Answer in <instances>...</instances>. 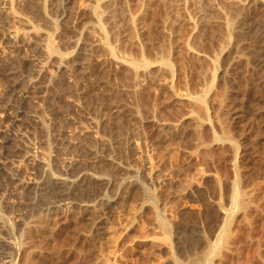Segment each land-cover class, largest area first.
<instances>
[{
	"label": "rangeland",
	"instance_id": "374dc122",
	"mask_svg": "<svg viewBox=\"0 0 264 264\" xmlns=\"http://www.w3.org/2000/svg\"><path fill=\"white\" fill-rule=\"evenodd\" d=\"M256 31L264 0H0V256L264 264ZM101 196L121 201L98 232L82 202Z\"/></svg>",
	"mask_w": 264,
	"mask_h": 264
},
{
	"label": "bare ground",
	"instance_id": "6f19581e",
	"mask_svg": "<svg viewBox=\"0 0 264 264\" xmlns=\"http://www.w3.org/2000/svg\"><path fill=\"white\" fill-rule=\"evenodd\" d=\"M30 3H31V1H30ZM32 5H33V4H32ZM84 6H85V5H84ZM86 6H87V4H86ZM87 8H88V7H87ZM89 8H90V7H89ZM35 11H36V10H35ZM31 12H32V11H31ZM26 14H27V13H24V17L22 16L23 19H24V21H23V19H22V20L20 19V18H22V17H20L21 15L19 16V17H20L19 19L21 20V22L23 21V24H25V21H26V22L28 21V18H29V19L31 18V17H29V16H26V17H25ZM28 14H30V13H28ZM33 14H34V13H33ZM39 16H40V15H39ZM27 17H28V18H27ZM32 17H33V15H32ZM40 17H41V16H40ZM255 17H256V16H255ZM31 19H32V18H31ZM33 19H34V17H33ZM33 19H32V21L35 20V19H34V20H33ZM38 19H39V18H38ZM29 21H31V20H29ZM29 21H28V22H29ZM31 23H33V22H31ZM34 23H35V21H34ZM27 25L29 26V24H26V26H27ZM257 28H258V27H257ZM259 28H261V27H259ZM259 31H261V29H259ZM257 33H258V32L256 31V34H257ZM2 34H3V33H2ZM259 34H261V35L258 36V37H261V36H262L263 44L261 43V47H258V46H257V47L255 48L254 51H256V54H255L256 57L254 56V57H255V58H254V59H255L254 62H255V61L258 62V63L255 62V65H256V63H257V66H258L259 68H260V67L263 68V69H262V72H263V70H264V46H262V45H264V33H263V32H261V33L259 32ZM259 34H257V35H259ZM262 34H263V35H262ZM257 35H256V37H257ZM258 37H257V38H258ZM8 39H9V38H8ZM258 39H259V38H258ZM260 39H261V38H260ZM260 39H259V41H260ZM3 40H5V39H3ZM257 41H258V40H257ZM6 43H7V42H6ZM259 43H260V42H259ZM256 45H258V43H257ZM259 45H260V44H259ZM258 48H260V49H258ZM256 49H257V50H256ZM253 53H254V52H253ZM6 56H7V55H6ZM6 56H5V57H6ZM3 57H4V56H3ZM5 57H4V60H5L4 62L7 61V57H6V58H5ZM1 58H2V57H1ZM256 58H257V59H256ZM1 62H2V61H1ZM6 64H7V63H6ZM2 65H4V64H2ZM0 67H1V65H0ZM258 67H257V68H258ZM6 68H7V67H6ZM258 70H259V69H258ZM260 71H261V70H260ZM184 119H186V117H184L183 120H184ZM186 120H187V119H186ZM181 121H182V120H181ZM181 121H180V123H182ZM184 122H185V120H184ZM184 122H183V123H184ZM180 125H181V124H180ZM177 127L179 128V126H177ZM177 127H176V128H177ZM176 128H174V129H176ZM179 130H180V129H179ZM181 130H182V129H181ZM174 131H175V130H174ZM177 131H178V130H177ZM177 131H176V133H179V132H180V131H178V132H177ZM182 132H184V131H181V133H182ZM173 133H175V132H173ZM181 135H182V134H181ZM183 135H184V133H183ZM173 136H174V135H173ZM176 136H177V135H176ZM181 137H182V136H181ZM179 138H180V136H179ZM255 163H256V162H255ZM260 167H261V166H260ZM260 167H258V168L260 169ZM263 168H264V167H263ZM254 170H255V168H254ZM256 170H258V169H256ZM256 170H255V171H256ZM157 171H158V170H157ZM157 171L154 170L153 173L144 175V176H145L144 179H145L147 182H149V184H151V185L154 186V187H155V185H157V183L160 182V174H159V172H157ZM249 171H250V170H249ZM258 171H259V170H258ZM258 171H257V174H256V175H254L253 173H252V174H253L254 176H257V175L259 174ZM262 171H263V170H262ZM252 172H253V170H252ZM263 172H264V171H263ZM255 173H256V172H255ZM244 174H245V173H244ZM249 174H250V173H249ZM252 174H251V176H252ZM260 174H261V172H260ZM260 174H259V175H260ZM246 176H247V174H246ZM248 176H249V175H248ZM248 176H247V177H248ZM251 176H250V177H251ZM254 176H252V178H254ZM257 177H258V176H257ZM257 177H256L255 179H257ZM131 180H133V179H131ZM131 180H129V181H130L129 185H127V186L125 185V187L123 186V189H124V190L122 189L123 191H121L122 194H121L120 196H123V195H127V196L129 195V196H130V194L134 191V189H136V187H137V185H138L139 182H138V181H135V180H134V181H131ZM250 180H251V181H250ZM252 180H253V179L249 178V181H248V182H250V184H252ZM257 180H258V179H257ZM257 180H256V181H257ZM246 181H247V179H246ZM257 182H258V181H257ZM260 182H262V181L260 180ZM243 183H244V181H243ZM254 183H255V181H254ZM245 184H246V183H245ZM247 185H248V184H246V186H247ZM258 185H259V184H258ZM258 185H257V186H258ZM158 186H159V184H158ZM246 186H245V187H246ZM248 186H249V185H248ZM252 186H253V185H252ZM241 187H244V185L241 186ZM155 188H156V187H155ZM257 188H258V187H257ZM242 189H243V188H242ZM135 191H136V190H135ZM240 191H244V190H240ZM245 191H246V188H245ZM263 191H264V190H263ZM260 192H261V191H260ZM134 193H135V192H134ZM241 193H242V192H241ZM241 193H240V194H241ZM243 194H245V193L243 192ZM256 194H257V193H256ZM98 195H99V194H98ZM237 195H238V194H237ZM257 195H259V194H257ZM257 195H256V197H257ZM120 196H119V197H120ZM131 196H132V195H131ZM131 196H130V198H131ZM119 197H118V196H117V197L115 196L114 198L106 199L105 197H102V196H101L98 200L95 198V201L93 200L92 202H91L89 199L86 200L87 202H85V201L82 202V203H83V204L81 203V204H82V209H83V213L85 214V215L82 214V216H87L88 219L91 218V219L93 220L92 222H93V225H94V229H97V231L100 232L101 230H103L104 226H106V223H107L106 216H107V214H108V213H112L113 211H114V212L117 211V209L114 210V208L117 207V206H115V204H116V202L118 201V198H119ZM132 197H133V196H132ZM238 197H239V196H238ZM241 197H242V195H241ZM241 197H239V198H241ZM251 197H254V196L252 195ZM261 197H262V196H261ZM263 197H264V196H263ZM120 198H121V197H120ZM122 198H123V197H122ZM126 198H127V197H126ZM93 199H94V198H93ZM128 199H129V198H128ZM123 200H124V198H123ZM131 200H132V199H131ZM253 200L256 201L255 198H253ZM263 200H264V199H263ZM88 201H90V202H88ZM120 201H121V200H120ZM120 201H118V202H120ZM240 201H241V200H240ZM254 201H253V202H254ZM125 202H126L125 200H124V202H122V203H124V206H128V205H125ZM241 202H242V204L244 203L243 205L240 204V207L244 208V209H242V208H241V209H242L243 211L245 210L246 212L248 211V213H251V212L254 213V212L251 210V208H250L251 206H252V207H256V208L259 207V208H261V210L263 209L262 211H264V205H262L261 207H260L259 205H258V207L256 206L257 203H258V204H261V203L258 201V198H257V203L254 204V205H252V204H253V202H252V198H250V200H246V202H245V201H244V202L241 201ZM131 203H132V204H131L130 206L133 205V202H131ZM238 203H240L239 200H238ZM254 203H255V202H254ZM119 204H120V203H119ZM120 206H121V205H120ZM240 207H239V208H240ZM262 207H263V208H262ZM80 208H81V206H80ZM118 208H119V207H118ZM120 208H121V207H120ZM123 208H124V207H123ZM130 208H131V209H130ZM129 209H130V210H133V207H129ZM241 209H240V210H241ZM125 210H126V208H125ZM125 210H122V211H124V213H123L122 211H121V212L119 211V212H120L121 214L123 213V214H122L123 216H124V215H127V214H125ZM130 210H129V212H128L129 214H130ZM240 210H238V211H240ZM242 210H241V211H242ZM250 210H251V212H250ZM253 210H257V209H254V208H253ZM241 211H240V212H241ZM258 211H259V213H260V209H258ZM126 212H127V211H126ZM14 213H15V212H14ZM79 213H81V212H79ZM120 213H119V214H120ZM256 213L258 214V212H256ZM117 214H118V213H117ZM121 214H120V215H121ZM239 214H240V213H239ZM243 214H244V212H243ZM18 215H19V214H18ZM240 215H241V214H240ZM258 215H259V214H258ZM261 215H264V214H261ZM261 215H259V216H261ZM14 216H15V215H14ZM115 216H116V215H115ZM243 216H244V215H243ZM245 216H248V219L250 218V215H249V214H248V215L245 214ZM254 216H255V214H254ZM254 216H252V217H254ZM18 217H19V216H18ZM262 217L264 218V216H262ZM107 218H108V216H107ZM244 218L248 221V219H247L246 217H244ZM20 219H21V218H20ZM252 219H253V218H252ZM252 219H249V221H248L247 223H249V225H250V226H248V227H251V225H252V228H253L254 225H253L252 223H254V222H251V221H253ZM260 219H261V218H260ZM260 219H259V220H260ZM126 220H127V219H126ZM250 220H251V221H250ZM17 221L20 222L19 218H17ZM17 221H16V222H17ZM18 222H17V223H18ZM89 222H90V221H89ZM241 222L244 223L245 221L243 222V219H242ZM263 222H264V220H263ZM263 222H262V223H263ZM247 223H246V224H247ZM250 223H251V224H250ZM19 224H20V223H19ZM246 224H243L244 226L242 225V227H246V226H247ZM260 224H261V223H260ZM263 224H264V223H263ZM263 224H261V225H263ZM245 225H246V226H245ZM263 226H264V225H263ZM92 227H93V226H92ZM106 227H107V226H106ZM242 227L240 226V229H242ZM254 227H255V226H254ZM221 228H222V227H221ZM252 228H251V229H252ZM3 229H4V227H3V225L1 224V221H0V230H3ZM215 229H216V228H215ZM240 229L238 230L239 234L242 233V231H241ZM245 229H246V228H245ZM91 230H93V229H91ZM105 230H106V229H105ZM105 230H104V231H105ZM243 230H244V229H243ZM217 231H218V230H217ZM240 231H241V232H240ZM247 231H249V230H247ZM94 232H95V231H94ZM218 232H219V231H218ZM243 232H245V231H243ZM249 232H251V231H249ZM2 233H3V232H2ZM213 233H214V232H213ZM220 233H221V232H219L218 235H219ZM251 233H252V232H251ZM0 234H1V233H0ZM98 234H100V233H98ZM102 234H103V233H102ZM215 234H216V233H215ZM242 234H243V233H242ZM94 235H95V234H94ZM197 235H198V234H197ZM1 236H2V235H1ZM201 236H202V235H201V233H200L199 236H198V238L201 237ZM216 236H217V235H216ZM219 237H220V236H219ZM238 237H239V235H238ZM242 237H243V236H242ZM0 238H2L1 240H3V239L5 238V236L0 237ZM192 238H193V237H192ZM194 238H195V237H194ZM198 238H196V240H197ZM240 238H241V237H240ZM215 239H216V238H215ZM218 239H219V238H218ZM227 239H228V240L232 239L231 241H233V238H230V239H229V237H228ZM1 240H0V243H2ZM7 240H8V238H7ZM7 240H6V242L9 243V240H8V241H7ZM184 240H185V239H184ZM189 240L191 241L192 239H189ZM196 240H195V241L193 240L191 243L194 244V242H196ZM219 240H220V239H219ZM224 240H225V243H226V244L224 243V245H226V247L232 245V243H229V242H231V241H227L226 238H225ZM224 240H223V241H224ZM237 240H238V239H237ZM182 241H183V240H182ZM185 241H186V240H185ZM190 241L187 240V242H190ZM241 241H242V240H241ZM6 242H5V243H6ZM187 242H186V243H187ZM215 242H216V241H215ZM234 242H235V241H234ZM237 242H238V241H237ZM181 243H182V242H181ZM183 243H184V242H183ZM186 243H184V244H186ZM191 243H190L189 246L193 245V244H191ZM184 244H182V245L185 246ZM227 244H228V245H227ZM229 244H231V245H229ZM236 244L239 245V243H236ZM236 244H235V245H236ZM4 245H5V244H3L2 246H4ZM241 245H242V244H241ZM244 245H245V244H244ZM183 246H182V248H183ZM187 246H188V245L186 244L185 247H187ZM189 246H188V247H189ZM193 246H195V245H193ZM236 246H237V245H236ZM180 247H181V246H180ZM185 247H184V249H185ZM188 247H187V248H188ZM239 247H240V245H239ZM190 248H191V247H190ZM1 249H2V248H1ZM184 249H182V250H184ZM192 249H193V248H192ZM192 249H191V251H193ZM236 249H237V248H236ZM4 250H5V249H4ZM4 250H2V252H4ZM188 250H189V249H188ZM0 251H1V250H0ZM184 251H185V250H184ZM239 251H240V250H239ZM239 251H238V252H239ZM259 252H260V251H259ZM5 253H7V252H4V253H3L2 256H3L4 259L2 260L3 263H1V264H9L10 261H11V260L9 259V258H10V255H7V254H5ZM1 254H2V253H1ZM1 254H0V255H1ZM8 254H9V253H8ZM259 254H260V253H259ZM238 255H239V254H238ZM238 255H237V256H238ZM2 256H0V257H2ZM240 256H241V255H240ZM0 259H1V258H0ZM168 263H169V262H167V264H168ZM171 264H172V263H171Z\"/></svg>",
	"mask_w": 264,
	"mask_h": 264
}]
</instances>
